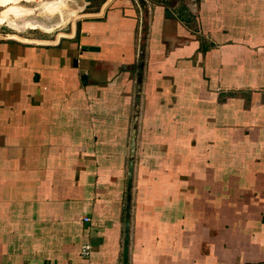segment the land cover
Masks as SVG:
<instances>
[{"label": "crops", "instance_id": "obj_1", "mask_svg": "<svg viewBox=\"0 0 264 264\" xmlns=\"http://www.w3.org/2000/svg\"><path fill=\"white\" fill-rule=\"evenodd\" d=\"M93 17L0 44V264H122L133 132L128 264H264V0Z\"/></svg>", "mask_w": 264, "mask_h": 264}, {"label": "rangeland", "instance_id": "obj_2", "mask_svg": "<svg viewBox=\"0 0 264 264\" xmlns=\"http://www.w3.org/2000/svg\"><path fill=\"white\" fill-rule=\"evenodd\" d=\"M110 1L0 0V44L50 43L60 34L68 36L84 18L93 19ZM6 2L10 4L4 5Z\"/></svg>", "mask_w": 264, "mask_h": 264}, {"label": "water", "instance_id": "obj_3", "mask_svg": "<svg viewBox=\"0 0 264 264\" xmlns=\"http://www.w3.org/2000/svg\"><path fill=\"white\" fill-rule=\"evenodd\" d=\"M134 153H135V133L133 132L131 135V139H130L129 162H128L127 175H126L122 264H128L130 213H131V191H132V179H133Z\"/></svg>", "mask_w": 264, "mask_h": 264}, {"label": "built area", "instance_id": "obj_4", "mask_svg": "<svg viewBox=\"0 0 264 264\" xmlns=\"http://www.w3.org/2000/svg\"><path fill=\"white\" fill-rule=\"evenodd\" d=\"M85 221H87V219H85ZM90 251H91L90 245L86 244L82 246L80 254L82 257L87 258L90 255Z\"/></svg>", "mask_w": 264, "mask_h": 264}, {"label": "bare ground", "instance_id": "obj_5", "mask_svg": "<svg viewBox=\"0 0 264 264\" xmlns=\"http://www.w3.org/2000/svg\"><path fill=\"white\" fill-rule=\"evenodd\" d=\"M8 4H10V2H6L4 5H6V6H7ZM10 9H11V8H10Z\"/></svg>", "mask_w": 264, "mask_h": 264}]
</instances>
